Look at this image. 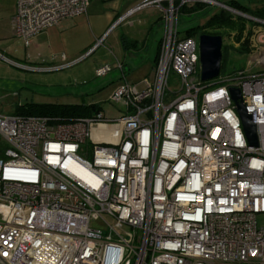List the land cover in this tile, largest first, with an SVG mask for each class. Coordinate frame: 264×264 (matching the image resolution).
I'll return each instance as SVG.
<instances>
[{
  "label": "built area",
  "instance_id": "built-area-1",
  "mask_svg": "<svg viewBox=\"0 0 264 264\" xmlns=\"http://www.w3.org/2000/svg\"><path fill=\"white\" fill-rule=\"evenodd\" d=\"M161 2L151 74L129 82L118 60L95 71H118L122 82L110 101L123 108L119 117L102 109L73 121L0 114L4 264H264V227L256 222L264 213V20L246 17L259 25L253 69L202 81L197 43L178 36L174 3L222 7L218 1L146 0L112 25ZM89 3L17 0L14 36L27 47L37 33L85 14ZM171 72L177 91L167 85ZM230 87L255 126V146Z\"/></svg>",
  "mask_w": 264,
  "mask_h": 264
},
{
  "label": "rangeland",
  "instance_id": "rangeland-1",
  "mask_svg": "<svg viewBox=\"0 0 264 264\" xmlns=\"http://www.w3.org/2000/svg\"><path fill=\"white\" fill-rule=\"evenodd\" d=\"M113 1L116 0H105L104 3ZM239 1L246 2L247 0ZM125 4L121 6L119 12L123 11ZM151 7L150 5L142 7L117 24H111L106 32L96 40L97 46L94 48L96 50H93L94 52L90 56L86 55L73 65L58 69L46 67L41 69L42 66L29 68L25 65L23 54L15 58L13 54L0 51V114H16L20 105L32 102H68L99 104L107 116L119 117L123 108L110 101L111 94L122 82L121 80L115 81V78L111 77V75L114 77L115 73L118 75V71L112 69V73H109L110 76L97 77L94 69L104 62L114 61V57L119 56L124 61L127 72L129 67L127 77L129 82H137L143 78L144 74H151L158 42L163 33V23L159 19L161 11H158V8L151 9ZM217 7L220 6L207 4L203 13L190 15L179 13L177 17L178 36L180 38L188 36L197 43L200 32H188V30L203 23L207 17L206 13L216 11ZM123 36L137 41L136 51L123 54L121 50V37ZM238 46L239 43L234 41L233 34L224 35L222 39L224 64L220 74H227L238 69H253L250 63L252 56L250 53L238 52L235 49ZM114 63L111 64L114 65ZM197 75L200 79L199 74ZM167 85L172 91L179 89V78L173 72L169 74ZM168 95L170 93H167L166 96L168 97ZM256 222L259 227H264V213L256 215ZM91 225L103 231L106 229L103 222L99 220L92 219Z\"/></svg>",
  "mask_w": 264,
  "mask_h": 264
},
{
  "label": "crops",
  "instance_id": "crops-1",
  "mask_svg": "<svg viewBox=\"0 0 264 264\" xmlns=\"http://www.w3.org/2000/svg\"><path fill=\"white\" fill-rule=\"evenodd\" d=\"M104 1L90 0L85 14L66 18L60 21L59 24L37 33L32 37L30 44L25 47L23 41L16 38L13 33L12 18L16 10L17 0H0V51L13 54L15 58L23 54L26 62L25 65L29 68L42 66L41 69L45 67L58 69L76 64L95 47L97 44L96 40L106 32L111 24L146 0H116L111 3H104ZM123 4H125L123 11L119 12ZM149 5L152 6L151 9L158 8V11H161L160 7L165 6L166 2H161L160 6L158 4ZM137 46L138 43L129 51H124L122 47L121 50L123 54H129L136 51ZM94 51L89 53L88 56ZM116 60L122 62L123 65L125 64L119 56L114 57V61ZM114 61L104 62L102 65H112L111 63H114ZM128 74L129 67L126 74L127 77ZM110 75L108 73L106 76ZM149 75L144 74L142 77L144 78ZM111 77L115 78V81L119 80V76L116 73L114 77L113 75Z\"/></svg>",
  "mask_w": 264,
  "mask_h": 264
},
{
  "label": "trees",
  "instance_id": "trees-1",
  "mask_svg": "<svg viewBox=\"0 0 264 264\" xmlns=\"http://www.w3.org/2000/svg\"><path fill=\"white\" fill-rule=\"evenodd\" d=\"M225 4L226 6L237 10L248 16H252L264 20V0H247L241 2L239 0H215ZM178 6V14L190 15L193 13H203L207 4L197 2L193 4H182L179 6L178 2L174 3ZM206 20L197 24L188 32H200L209 35H234V41L239 43L235 48L240 53H250L253 34L257 26L256 22L245 19L242 16L233 14L222 7H217V10L211 13H206ZM160 41L158 42V50L154 57V63L157 60L159 53ZM137 43L134 40L121 37V47L124 51H129ZM223 50L221 58V69L223 67ZM123 64V63H122ZM220 69V71H221ZM221 72H219L220 74ZM127 74V71H126ZM102 108L99 104H82V103H28L20 105L15 115L21 116H48L55 117L61 121H73L76 118L90 117L100 111Z\"/></svg>",
  "mask_w": 264,
  "mask_h": 264
},
{
  "label": "water",
  "instance_id": "water-1",
  "mask_svg": "<svg viewBox=\"0 0 264 264\" xmlns=\"http://www.w3.org/2000/svg\"><path fill=\"white\" fill-rule=\"evenodd\" d=\"M223 8L230 9L232 13H235L244 18L248 17L237 10H234L225 4L219 2ZM198 46V62H199V72L200 79L202 81H207L214 79L218 76L221 69V58H222V36L221 35H209L202 33L198 36L197 41ZM91 51L87 53H91ZM229 93L236 106V111L241 120L242 129L246 140L249 145H256V134L255 126L250 122V115L246 113L244 105L241 100L240 91L236 87H230ZM0 264L4 262L0 259Z\"/></svg>",
  "mask_w": 264,
  "mask_h": 264
},
{
  "label": "bare ground",
  "instance_id": "bare-ground-1",
  "mask_svg": "<svg viewBox=\"0 0 264 264\" xmlns=\"http://www.w3.org/2000/svg\"><path fill=\"white\" fill-rule=\"evenodd\" d=\"M224 9V8H223ZM228 11V10H227Z\"/></svg>",
  "mask_w": 264,
  "mask_h": 264
},
{
  "label": "flooded vegetation",
  "instance_id": "flooded-vegetation-1",
  "mask_svg": "<svg viewBox=\"0 0 264 264\" xmlns=\"http://www.w3.org/2000/svg\"><path fill=\"white\" fill-rule=\"evenodd\" d=\"M201 34V33H200Z\"/></svg>",
  "mask_w": 264,
  "mask_h": 264
}]
</instances>
